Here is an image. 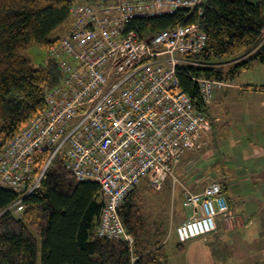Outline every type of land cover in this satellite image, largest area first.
<instances>
[{"label":"built area","instance_id":"2783aa9c","mask_svg":"<svg viewBox=\"0 0 264 264\" xmlns=\"http://www.w3.org/2000/svg\"><path fill=\"white\" fill-rule=\"evenodd\" d=\"M206 0H79L66 31L48 48L62 73L45 93V107L0 147V186L19 194L8 208L24 209L51 162L65 147L66 168L78 180L99 183L105 197L97 234L133 241L119 215L123 199L145 179L161 188L187 150H199L211 130L203 106L184 90L180 66L210 64L193 56L207 43L198 23L147 33L130 28L139 17L202 12ZM208 103L214 78L196 77ZM47 153L38 166V156ZM191 214L177 226L180 241L217 228L231 209L222 183L184 191Z\"/></svg>","mask_w":264,"mask_h":264},{"label":"trees","instance_id":"16d2710c","mask_svg":"<svg viewBox=\"0 0 264 264\" xmlns=\"http://www.w3.org/2000/svg\"><path fill=\"white\" fill-rule=\"evenodd\" d=\"M74 2L0 0V147L45 107L46 91L61 81L55 59L49 56L45 64L36 65L25 51L33 44L49 48L56 42L59 37L51 38V33L70 19ZM188 23H198L207 34L206 46L193 58L210 64L180 66L177 76L206 114L208 103L201 101L196 77L222 82L255 61L264 63V0H206L202 12L183 8L139 17L129 27L150 33ZM246 53L228 65L229 71L215 65ZM46 157L38 156V166ZM139 186L118 210L133 241L98 236L105 204L100 185L78 180L66 168L65 157L53 159L41 185L22 200L19 213L8 208L19 194L0 186V264H168L166 233L158 220L143 212Z\"/></svg>","mask_w":264,"mask_h":264},{"label":"crops","instance_id":"0c3cea01","mask_svg":"<svg viewBox=\"0 0 264 264\" xmlns=\"http://www.w3.org/2000/svg\"><path fill=\"white\" fill-rule=\"evenodd\" d=\"M248 53L228 60V64L242 59ZM228 81H222L220 88L225 87L224 92L235 90L242 95L240 98L264 95V90L245 88L247 85L264 86L262 83L239 85ZM246 101L237 102L245 103L243 108L247 109L240 111L241 114L233 113V116L231 112V120L235 119L231 123L228 120L222 121L220 114L210 112L214 108L207 104L206 116L211 122V130L203 135L207 143L199 150H187L175 166L174 177L178 180H173V183L175 187L179 186L181 194L186 189L201 192L210 182L219 181L224 190L226 189L224 193L231 213L229 218L221 215L216 217V230L190 238L181 247L174 249L168 256V264H264V98L257 105L254 102L250 106ZM221 103L224 110H230L231 104L225 105L223 101ZM262 108V112L258 111ZM247 111L254 114L251 122L248 120ZM212 116L214 120L211 119ZM220 121L225 136L234 144H240V153L243 156L241 163L225 165L219 161L209 162V158L214 156L213 148H217L215 122ZM232 123L236 128H230L229 134L228 127ZM250 123H253L252 128L248 127ZM238 124L242 127L237 126ZM233 143H230L233 151H226L229 156H224L225 159L237 152L234 151ZM203 150L197 156L196 153ZM205 159L206 164L203 162L198 165V169L196 163ZM225 159L221 160L227 162Z\"/></svg>","mask_w":264,"mask_h":264},{"label":"rangeland","instance_id":"374dc122","mask_svg":"<svg viewBox=\"0 0 264 264\" xmlns=\"http://www.w3.org/2000/svg\"><path fill=\"white\" fill-rule=\"evenodd\" d=\"M79 1V0H74ZM82 1V0H81ZM71 19H67L62 25H60L55 31L51 33V38H58L62 36V34L66 31V28L69 24ZM264 38V35H263ZM26 55L33 61L36 65H42L45 64L49 58V52L48 48L43 47L38 44L31 45L26 51ZM217 65L226 67V71H229L230 66H228V59H222L216 61ZM220 63V64H218ZM216 65V64H215ZM216 65V66H217ZM228 72H225L227 74ZM235 75V76H234ZM232 74H227L225 76V80H229V83L234 84H249L251 83H262L264 84V63L255 61L253 65L250 68H243L240 72ZM225 84V83H224ZM223 85V84H221ZM221 85H216L214 89V94L212 99L208 102L209 106L214 108L210 112H214V114H220L222 121L228 120V122H232L235 119L231 120V112L232 116L233 113L241 114L240 111L246 110L247 108H243L244 104L237 103L238 101H246L250 104V106L255 102L257 105L258 103L262 102V99L264 98V95L262 96H244L240 98V94L236 92L235 90H230L227 92H224L225 87L221 89ZM226 91V90H225ZM240 96V97H239ZM224 102V104H231L230 110H224L221 102ZM236 104L242 105V106H236ZM258 111H263L262 109H258ZM228 112L229 114H226ZM247 113V117L249 122H251L252 116H254L253 113ZM213 114V113H212ZM213 114V115H214ZM212 120H214V117H211ZM220 122H215L216 126V136H217V148L214 151V156H211L209 158V162L219 161L220 163H225L229 165H235V163H241L243 161V156L240 153V144H234L229 140L221 127ZM252 124H249V128H252ZM237 126L242 127L240 124ZM228 127V126H226ZM229 131L228 133L231 134V129H235V124H231V127H228ZM231 128V129H230ZM234 133V131H232ZM230 143H233L235 155H231V157H225L229 156V154L226 152L233 151L230 148ZM65 147L60 151V153L57 155V158L65 157ZM203 151H199L197 156H199ZM225 159L227 162L222 161ZM198 160V159H197ZM207 159L197 162V168L198 165L202 164L203 162L206 164ZM199 169V168H198ZM175 173L173 172V176L168 177V179L163 183L162 187L157 189L154 187H150L145 179H143L140 183L139 188V203H141L143 212L149 216L150 218L156 219L161 223L163 230L165 231L166 235V252L168 256L172 253L174 249L178 247V244L180 243V239L178 238L177 234V226L178 224L183 221L185 218H187L191 214V208L183 205V198L184 194H181L179 192V186L177 185L175 187L173 180L177 181L174 177ZM177 176V175H176ZM176 188V189H175ZM19 213V212H18ZM174 261V260H173Z\"/></svg>","mask_w":264,"mask_h":264}]
</instances>
